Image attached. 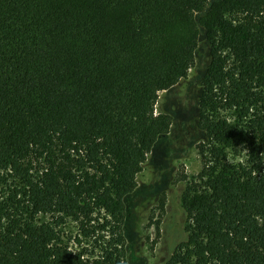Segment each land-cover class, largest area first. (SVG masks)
I'll use <instances>...</instances> for the list:
<instances>
[{"label": "trees", "instance_id": "16d2710c", "mask_svg": "<svg viewBox=\"0 0 264 264\" xmlns=\"http://www.w3.org/2000/svg\"><path fill=\"white\" fill-rule=\"evenodd\" d=\"M200 29L203 169L166 264H264V0H0V264H125V197ZM66 218L115 238L86 257L61 242Z\"/></svg>", "mask_w": 264, "mask_h": 264}, {"label": "rangeland", "instance_id": "374dc122", "mask_svg": "<svg viewBox=\"0 0 264 264\" xmlns=\"http://www.w3.org/2000/svg\"><path fill=\"white\" fill-rule=\"evenodd\" d=\"M209 62L210 45L200 29L194 62L186 77L159 93L155 111L169 114L172 122L167 135L148 153L136 177V188L125 197V264H166L187 240L188 218L182 196L187 185L199 183L203 169L200 150L204 134L198 127V99ZM226 152L224 162L229 165L246 158L241 146L227 147ZM40 219L52 220L48 215ZM82 223L66 218L58 228L61 242L86 257H95L101 252L100 244L115 236L100 228L102 219ZM92 227L94 233L85 231Z\"/></svg>", "mask_w": 264, "mask_h": 264}]
</instances>
